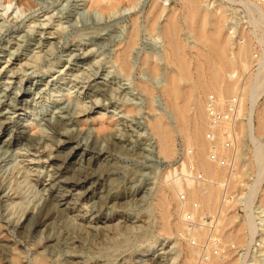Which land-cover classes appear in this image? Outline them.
Returning a JSON list of instances; mask_svg holds the SVG:
<instances>
[{
    "label": "bare ground",
    "instance_id": "6f19581e",
    "mask_svg": "<svg viewBox=\"0 0 264 264\" xmlns=\"http://www.w3.org/2000/svg\"><path fill=\"white\" fill-rule=\"evenodd\" d=\"M116 1L92 0L90 7L102 4L107 9L113 8ZM208 1L180 0L181 9L172 7L166 11L161 1L153 0L147 12V29L155 34L160 32L165 38L166 47L163 50L165 61L168 63L173 58L179 66V72L170 74L168 83L160 87L163 96L167 99V107L173 109L175 127L171 128L164 115L154 109L155 113L150 114L144 122L145 126L150 127L156 135V141L149 142L148 146L137 140L138 137L134 138V135L126 134L124 128L121 129L122 131L114 129L105 131L111 121L105 125V122L100 121L104 114L98 117L96 115L106 104L105 101L110 100L115 94L116 89L109 74L100 76L98 67L94 69L92 64L84 63L90 51L85 52L81 47L71 49L67 59L69 65L66 66V70L71 72L67 74L65 81L71 83L73 88H78L77 91L82 93L85 99L90 100L84 101L83 105L81 103L79 112L71 102H66L64 99L54 101V107H42L37 111L39 104L31 99V95L40 96L44 93L48 94L51 89L56 90L59 88L57 86L60 83L59 78L56 76L45 80L44 75L36 73L38 68L29 63L15 67L14 61H19L21 57L17 48H13L17 43L12 42L8 48H2L9 54L6 63L0 66V167H5V155L9 150H34L42 155L49 151L47 159L44 157L45 162L50 166L46 174L48 178L45 179V196L36 208L27 210L23 220L19 222L17 229L21 237L36 230L40 233L38 238L40 243H48L47 250L50 247L55 248L62 243L65 236L69 237L70 230L65 226V221L70 214L76 213L74 216L82 220L87 215L90 216L88 228L95 227L92 238L100 243L112 237L111 234L115 231L125 230L129 226L131 228L134 218L125 216L127 209L134 205L138 206L150 195H154L152 200L156 209V220L160 221L159 230L168 237L175 233L174 239L178 248L171 254L166 253L164 264H248L250 261H253L252 264H264V228L257 224V220L255 221L252 207L257 201V211L260 213V218L264 219V185H261L264 180V106L256 107L264 84L262 77L258 76L263 69L261 67L263 59L260 60L261 66L258 65V73L250 89L244 84L240 88L237 78L229 82L225 81V75L229 71H237L236 75H239L241 69L248 68V56L253 49L254 36L263 45L262 56L264 55V12L253 0L236 1L237 6L234 4L230 10V24H235L238 28L239 22L234 19H237V14L241 20L243 14L240 8H242L248 22L255 29L249 33L241 30L240 40L243 38L244 41L240 42L237 39L239 42L236 45L237 49L230 50L232 38L229 34L230 30L228 29V32L225 29L228 16L222 5L211 8ZM18 2L25 7L33 5V0H18ZM77 14L82 18L84 25L95 26L96 21L91 15H81L79 11ZM179 15L184 16L194 40L199 42L195 51L194 75L180 39ZM131 25L126 37L122 34L113 35L105 32L99 40L104 46H115L114 61L123 74H131L133 71L132 50L139 40L138 16L133 17ZM52 38L47 35L42 36L39 39L41 40L39 48L51 43ZM0 56L3 54L0 53ZM158 59L159 56L147 54L141 57L138 63L144 65L147 72L155 75L162 70ZM2 62L3 60H0V64ZM232 74L234 73L231 72L229 76L231 77ZM184 78L191 80V83L186 91L188 100L182 102L180 99L183 92L180 82ZM138 88L149 97L156 92V87L150 85L147 80H140ZM212 89L222 104L231 94L240 91L238 118L243 113L245 98L249 97L250 101L246 118H237L234 125L236 136L244 134L253 145L249 151L251 153L249 167L253 174L250 183L246 185L247 190L241 192L245 218L240 223L236 222V214L229 213L228 210L234 206V198L231 195L241 178L243 167L234 162V170L232 169V173L228 175L229 178H225L226 166L223 165L227 164L226 162L222 164L220 161L232 158L234 145L229 149L224 147L223 140L230 128L229 125L223 124L217 128L210 126L205 98ZM56 94L54 93L55 96ZM81 117L85 118L80 119ZM89 118H95L100 122L99 127H89ZM209 131L214 134L212 142L205 139ZM174 132L179 133L184 141L180 172L177 168L167 170L161 176L159 184L153 188L149 186L151 182L145 180V168L140 167L122 176L121 185L115 183L117 181L112 176L118 172V159L124 154L138 157L149 155L154 161L170 158L174 153ZM234 144L236 145V142ZM185 147L187 149L189 147L190 152H187ZM188 163L193 164L196 172L202 175V182L200 180L198 184L195 182L194 171L189 170ZM225 181L229 186L225 191H221ZM182 193L186 195L185 200L179 199ZM196 202L199 205L194 207ZM83 203H89L86 209L82 206ZM173 207L176 208V219L172 218ZM218 207L219 212L211 222L210 228L205 224L203 220L205 217L202 218L201 214L208 211L212 215V210ZM104 212L107 214L103 216ZM189 215L190 219H188ZM185 221H191L192 226L188 225V222L186 225ZM78 238L82 239L80 236ZM79 239L74 243L79 242ZM0 245L6 250L11 247L7 239ZM239 247L243 252L236 254ZM158 250L159 246L156 247L154 244L136 258L133 255L125 259V256L122 264H163L160 260L161 256L159 254L155 256ZM12 255L13 253L9 258L6 257L5 262L21 264ZM35 262L48 264L46 257L41 255L35 258Z\"/></svg>",
    "mask_w": 264,
    "mask_h": 264
},
{
    "label": "rangeland",
    "instance_id": "374dc122",
    "mask_svg": "<svg viewBox=\"0 0 264 264\" xmlns=\"http://www.w3.org/2000/svg\"><path fill=\"white\" fill-rule=\"evenodd\" d=\"M90 1L92 0H33L32 6L25 7L20 5L18 0H0V53L3 54V56H0V60H3L0 66L6 63L9 54L8 51L3 50L2 48H8L12 42L17 43L13 48H17L21 57L19 61H14L15 63L13 65L15 67H20V64L22 65V63H29L38 68L36 73L44 75L43 77L45 80L56 76L60 80V83L57 84L59 88L56 90L51 89L48 94L44 93L40 96L31 95V99L36 100L39 104L37 111H39L38 109H42V107H54V101L64 99L66 102H71L75 110L79 112L83 102L90 99H85L83 94L77 91L78 88H73L71 83L65 82L68 77L67 74L71 72L66 70V66L69 65L67 59L71 54V49H74L75 47H81L85 52L90 51V55L86 58V62L84 61V63L92 64L95 67L94 69H97L98 67L97 70L101 73L100 76L109 74L111 76L110 80L114 83L113 86H115L114 88L116 89L114 91L115 94L112 95L110 100L105 101L106 104L103 105V108H101L100 112L96 115L98 117L101 116L102 113L104 114V116H101L100 121L105 122V125L111 121V124L105 129V131L109 132L113 129L115 131H122L121 129L124 128L126 134H132L134 135V138L138 137L137 140H140L141 143H145L144 146H148L147 144H149V142L156 141V135L153 134L150 127L145 126L144 122L150 117V114L155 113L153 111L154 109L156 112H160L164 115L171 128L175 127V115L173 109L167 107V99L163 96L160 87L168 83V77L170 74L179 72L178 63H176L173 58L167 63L163 57V50L166 47L164 36L160 32L155 34V32L149 31L146 27V15L153 0H117V3L114 5L115 7L108 9L102 4L90 7ZM159 1H161L162 5L166 8V11L172 7L181 9L180 0ZM236 1L237 0L208 1V5L211 8L222 5L228 16V20L225 23V29L228 32L230 30L229 34L232 38V47L230 50L237 49L236 45L239 43L238 40L240 42L244 41L243 38L240 40L241 30L249 33L255 29L248 22L242 8H240V10L243 16L241 17L238 28L237 25L230 24V10L231 7L236 4ZM237 8L238 7H236V10ZM76 10L79 11L81 15H91V18L96 21L95 26L84 25L82 18L79 17ZM135 16H138L139 21V40L132 50V59H134L133 74H123L114 61L115 46H104L99 40L100 36L105 34V32L112 33L113 35L122 34L123 37H126L132 27V19ZM179 23L181 25L180 39L184 44L185 56L190 61V67L194 75L196 63L195 51L199 42L194 40L184 16L179 15ZM236 30L237 33H235ZM44 34L53 38L51 39V43H46L44 44L45 46L43 45L39 48L41 45V40L39 39H41L42 36H46ZM97 41L99 44H97ZM252 42L253 49L248 56V68L246 70L241 69V74L239 73V75H236L237 71H229L228 74L225 75V81L229 82L237 78L239 79L237 82L239 87H242L244 84L250 89L255 81L256 73H258V65L261 66L260 60L263 59V62L261 63L263 64L261 66L263 69L258 76L262 77V83H264L263 45H261V42L256 36L252 38ZM147 54L156 57L159 56L158 61L162 65V70L158 74L154 75L153 73L147 72L144 65H139L138 60ZM231 56H234V54H231ZM63 72L65 74H62ZM231 72L234 74L230 77L229 74ZM4 78H6V76ZM140 80H147L150 85L156 87V92L152 97L147 96L139 90L138 82ZM190 83L191 80L185 78L180 82L183 92L180 99L182 102L188 100L186 97V91L188 90ZM56 91H58L57 94ZM239 93L240 91H237V93L231 94L229 97L235 95L238 96L240 103ZM208 94L215 93H213L212 89ZM257 102V108L264 106V84L262 93L258 97ZM249 106V97H246L244 100L243 113L239 115L240 119L246 118ZM129 108L132 110H129ZM84 118L85 117H81L80 119ZM99 125L100 122L96 121L95 118L88 119L89 127L97 128ZM207 134L205 139H209ZM173 135L175 138L173 145L174 153L170 158L154 161L149 155L147 157H138L131 154L122 155L123 157L121 156V158L118 159V172L112 176L114 180L117 181L115 183L121 185L120 178L122 176L130 174L132 171L139 169L140 167L145 168V180L151 182L149 186H152L153 188L159 184L161 176L167 170L177 168V171L180 172L181 163H177L178 149L179 145H182L184 150V141L179 133L174 132ZM225 140L226 139L223 140V143ZM235 142L236 145L234 144V152L231 155L232 158H228V160L222 159L220 163L225 164L226 162L227 164L223 165L226 166V179L229 178L228 175H230L232 173L231 171L235 168L233 166L234 162L236 165L243 167V169H241V178L237 181L236 187L233 189V194L231 195L232 198H234V206L230 207L228 210L229 213L236 214V222L240 223L245 218V211L242 206L243 195L241 192L247 190L246 185L252 178L251 176L253 174L249 167V158H251V153L249 151L253 145L244 134L236 136ZM224 147L226 148L225 144ZM231 147H227V149ZM235 147L237 148L235 149ZM185 149L188 150L187 152H190L189 147L188 149L185 147ZM47 156H49V151H46L42 155L40 152L38 153L34 150L24 151L21 149L9 150L5 155V167H0V244L7 239L9 244H11V247L7 249V251L0 245V264H8L4 259H6V257L9 258L12 253L21 264H37L35 258L38 255L46 257L48 264H122L125 256V259H128L133 255L134 258H136V256L140 255L145 249L153 247L154 244L156 247L159 246V250L155 253V256L159 254V256H161V258H159L164 264L166 262V253L168 252L171 254L178 249L177 244H175L176 239H174L176 238L175 233L171 237H168L159 230L160 221L156 220V209L152 200L154 195H150L138 206L134 205L127 209L125 216L134 218L131 228L129 226V228L125 230H119L120 232L115 231V233L111 234L112 237H109L105 241H100V243H97L96 240L92 238V235L95 232V227L88 228V220L90 219V216L87 215L86 218L82 220L79 219V217L74 216L76 213L70 214L65 221L66 224L64 223L70 230L69 237L65 236L62 243L55 246V248L50 247L47 250L46 246L48 243H40V240L38 239L40 233L36 230L21 237L17 229L19 222L23 220L25 212L36 208L45 196V179L48 178L46 174L50 169L48 163L45 162ZM235 156H237L236 160ZM228 164H230V166H228ZM2 165L4 164L2 163ZM190 165L195 168L193 164ZM196 180L197 179L195 178L197 184L201 181ZM225 182L224 186H226H222L221 191H225L229 186L227 181ZM261 185H264V180ZM203 186L204 185H202V187ZM202 190L204 192V189ZM179 199L185 200L186 195L183 193L180 194ZM87 204H82L84 209L88 207ZM198 205L199 203L196 202L194 207ZM257 205L258 202L255 201L252 206L254 219L255 221L257 220L256 222L260 227L264 228V219L260 218V213H258L256 208ZM175 209L176 208L173 207L171 210L173 219H176L177 217ZM213 210L215 211V214ZM213 210L212 213L214 215H211L208 211H205L203 213L204 215L201 214L202 218L205 217V219L203 218L206 222L205 224L209 225L210 228L212 224L211 222L219 212V207ZM105 214L107 213L104 212L103 216ZM210 216L212 217L210 218ZM188 219H190V215L188 216ZM189 222L188 225L192 226V222L191 224ZM79 236L82 237V239H79ZM77 239H79V242L74 243ZM89 242L90 244H88ZM78 245L80 247H78ZM155 250L156 248L153 250V253ZM242 252L243 251L240 247L237 248L236 254ZM252 263L253 261H250L248 264Z\"/></svg>",
    "mask_w": 264,
    "mask_h": 264
},
{
    "label": "built area",
    "instance_id": "2783aa9c",
    "mask_svg": "<svg viewBox=\"0 0 264 264\" xmlns=\"http://www.w3.org/2000/svg\"><path fill=\"white\" fill-rule=\"evenodd\" d=\"M253 1L256 2V4L260 6V8L264 12V0H253ZM236 17L237 19L234 20L240 22V18L237 14ZM205 107L211 128H217L223 124H229L230 128L227 131V134H229V136L226 134L225 137L226 140L224 144L226 145V147H231L232 145H234L236 141V132L234 130V125L238 118V111H239L238 96L235 95L226 98L225 102L222 104L218 96H216L215 94H210L206 98ZM207 137L209 138V140L213 141L214 134L212 133V131L208 132ZM183 151L184 150L182 145H179L177 163H181L183 157ZM228 166H230V164H228ZM188 168L190 171L191 170L194 171V175L197 180L202 179L201 177L202 175L196 172V170L192 165L188 164Z\"/></svg>",
    "mask_w": 264,
    "mask_h": 264
}]
</instances>
